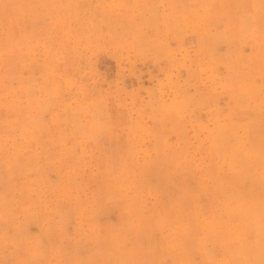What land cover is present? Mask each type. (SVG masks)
Here are the masks:
<instances>
[{"label": "rangeland", "instance_id": "374dc122", "mask_svg": "<svg viewBox=\"0 0 264 264\" xmlns=\"http://www.w3.org/2000/svg\"><path fill=\"white\" fill-rule=\"evenodd\" d=\"M0 264H264V0H0Z\"/></svg>", "mask_w": 264, "mask_h": 264}, {"label": "bare ground", "instance_id": "6f19581e", "mask_svg": "<svg viewBox=\"0 0 264 264\" xmlns=\"http://www.w3.org/2000/svg\"><path fill=\"white\" fill-rule=\"evenodd\" d=\"M2 3V2H1ZM239 6V5H238ZM224 149V148H223ZM222 172V171H221ZM114 189V188H113ZM102 190V189H101ZM5 192V191H4ZM256 196V195H255ZM3 203V202H2ZM1 203V204H2ZM90 204V203H89ZM225 216V215H224ZM129 217V216H128ZM218 219V218H217ZM215 221V220H214ZM135 223V222H134ZM259 225V224H258ZM85 237V236H84ZM111 241V240H110ZM170 244V243H169ZM162 245V244H161ZM223 247H225V246H223ZM133 250V249H132ZM108 256V255H107ZM253 256V255H252ZM255 260V259H254Z\"/></svg>", "mask_w": 264, "mask_h": 264}]
</instances>
